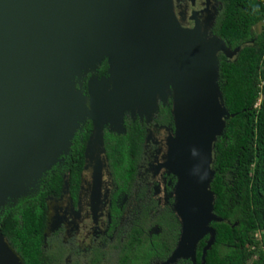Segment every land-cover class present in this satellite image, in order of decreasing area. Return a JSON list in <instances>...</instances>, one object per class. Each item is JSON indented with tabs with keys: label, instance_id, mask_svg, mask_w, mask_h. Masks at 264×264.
I'll use <instances>...</instances> for the list:
<instances>
[{
	"label": "water",
	"instance_id": "1",
	"mask_svg": "<svg viewBox=\"0 0 264 264\" xmlns=\"http://www.w3.org/2000/svg\"><path fill=\"white\" fill-rule=\"evenodd\" d=\"M173 1L0 0V195L35 176L28 196L68 153L86 119L93 125L87 159L95 145L102 146L104 124L122 131L125 112L152 116L168 94L175 131L165 165L177 177L173 212L180 234L163 264H195L197 244L207 236L200 263L205 264L215 240L210 224L221 221L213 213L212 151L230 117L218 54L231 58L239 48L231 50L211 33L214 16L204 24L193 12L192 27L182 26ZM88 46L103 55L98 66L106 61L108 77L97 78L95 71L79 80L70 73L72 50L82 55ZM88 75L91 115L84 117L75 96L84 93ZM0 264H21L1 233Z\"/></svg>",
	"mask_w": 264,
	"mask_h": 264
},
{
	"label": "trees",
	"instance_id": "2",
	"mask_svg": "<svg viewBox=\"0 0 264 264\" xmlns=\"http://www.w3.org/2000/svg\"><path fill=\"white\" fill-rule=\"evenodd\" d=\"M218 1L220 7L210 31L231 50L239 51L231 58L218 54L220 90L230 117L225 120L224 135L216 139L212 151L213 213L221 221L210 224L215 240L206 252L205 264H264V26L258 34L253 31L264 19V0ZM105 67L103 63L99 73ZM83 128L88 129V124ZM124 128L123 135L108 134L104 145L111 165L118 164L127 174L138 159L143 129L129 120H125ZM87 135L84 133L80 143L76 134L63 164L53 165L43 175V194L4 211L0 217V232L24 264H48L49 256L42 247L43 198L58 190L64 172L69 173L70 182H77ZM165 220L167 231L152 244L138 240L139 247L125 251L119 264H152L153 257L164 260L170 255L180 225L172 213L165 212ZM207 238L197 244L195 264L201 263ZM173 264L193 263L179 259Z\"/></svg>",
	"mask_w": 264,
	"mask_h": 264
},
{
	"label": "flooded vegetation",
	"instance_id": "3",
	"mask_svg": "<svg viewBox=\"0 0 264 264\" xmlns=\"http://www.w3.org/2000/svg\"><path fill=\"white\" fill-rule=\"evenodd\" d=\"M185 1L186 19L181 21L179 17H176L182 26L190 28L193 21L188 17L193 12L202 11L204 8L202 4L205 0ZM173 3L177 15L179 10L177 1L174 0ZM213 3L217 13L220 3L218 0H214ZM215 16L216 14L214 18ZM103 63L106 67L99 73V68ZM101 65L98 66L94 75L98 78L108 77L106 61L104 60ZM88 77L89 75L84 78L83 85ZM166 101L165 104L158 101L157 110L148 122L144 117L140 118L138 114L131 117L126 113L123 117L122 131L103 128L102 146H98L96 150L94 149L95 151L90 150L93 153L89 161L95 162V159L99 160L98 162L103 161L105 174L102 171L94 173L91 169V173L84 177L87 164L84 153L93 131V125L88 119L81 123V129H77L74 136L77 134L79 142L82 143L84 133L87 132L88 135L84 142L83 164L77 182H70L69 173L64 172L61 175L58 190L43 198L45 221L42 247L49 256L48 264H119L120 256L130 248L134 250L139 247V241L152 244L157 239L156 237H159L164 230H168L165 212L172 213L176 217L173 212L174 197L171 194L177 177L170 171L168 174L163 172L168 168L165 166L166 161L160 159V155L165 150V146L161 143L162 136L174 134L172 105L170 99ZM125 120L137 122L143 129L138 159L134 168L127 174L123 173L118 164L111 165L104 145V139L108 134L123 135L125 133ZM87 124L89 128L84 129L83 126ZM148 137L150 140L147 142ZM113 141L112 137L111 142ZM157 151L159 157L155 161L154 172H150L149 165L151 162L154 163ZM64 157L60 156V161L55 164H63ZM103 175H105L104 180ZM36 188L37 192L34 191ZM34 189L28 196L18 200L4 211L43 194L45 192L43 176ZM34 192L35 194L32 195ZM158 192H162V196ZM175 222H178L177 218ZM2 237L21 264H24L10 243L3 235ZM168 256L164 260L153 257L151 263L163 264Z\"/></svg>",
	"mask_w": 264,
	"mask_h": 264
},
{
	"label": "bare ground",
	"instance_id": "4",
	"mask_svg": "<svg viewBox=\"0 0 264 264\" xmlns=\"http://www.w3.org/2000/svg\"><path fill=\"white\" fill-rule=\"evenodd\" d=\"M71 55L68 69L72 76H77L79 80H82V77L88 73H94L99 65V61L103 57L101 53L96 52L94 49L90 48V46L87 47L82 55L78 49L72 50ZM155 91L159 94L161 99L164 97L163 91L160 88H156ZM75 97L78 109L81 110L82 115L84 117L86 115H91L90 99L87 94L80 92L77 93ZM83 119L84 118H82V120ZM172 173L176 174L174 171ZM36 182L37 180L34 176V178H27L25 181L13 185L3 195H0V208L9 202L8 198L13 200L12 203H15L23 197H26L27 192L30 190L29 188L34 186Z\"/></svg>",
	"mask_w": 264,
	"mask_h": 264
},
{
	"label": "rangeland",
	"instance_id": "5",
	"mask_svg": "<svg viewBox=\"0 0 264 264\" xmlns=\"http://www.w3.org/2000/svg\"><path fill=\"white\" fill-rule=\"evenodd\" d=\"M177 1V5H178V14L176 15L177 17H179L180 19H181V21H184L185 19H186V15H185V11H186V5H185V0H176ZM189 1H191V0H189ZM210 1V3L209 4H207V2H206V0L205 1H203V4H202V6L204 5V8L202 9V10H204L205 9V11H202L201 13H198V16H200V19H201V21L205 24L206 22H207V24H208V22H209V20H210V18L209 17H213L214 16V14H215V10H216V6H215V4L213 3V1L212 0H209ZM176 14V13H175ZM189 18V20H190V17H188ZM264 26V19L262 20V21H260L258 24H256L254 27H253V31H254V33H256V34H258L260 31H261V27H263ZM208 37H210L211 36V34L208 32L207 34H206ZM98 78V77H97ZM87 81H88V78L86 79V82H85V84H84V87H83V91H84V93L86 94V92H87ZM219 85H220V83H219ZM107 91L109 92V90L107 89L106 91H105V93L107 94ZM166 99L168 100V99H170V101H171V97L168 95V94H166ZM167 101H165V102H162L163 104H165ZM171 105H172V101H171ZM114 109V108H113ZM144 112V111H143ZM126 113H128L131 117H134V115H132L130 112H125L124 114H123V117H124V115L126 114ZM138 116L140 117V118H142V117H144L145 119H146V121L148 122V121H150V119H151V117L152 116H147V113H143L142 114V112L140 111L139 112V114H138ZM122 117V118H123ZM81 127H82V125L80 124L79 125V128L78 129H81ZM104 127H108L109 129H111V130H120V126H118V127H114V126H111L110 124H104L103 126H102V130H103V128ZM174 131H175V128H174ZM174 135V134H173ZM173 135H164V136H162V138H161V143H163V145L165 146V150H164V152L162 153V155H160V159H162V160H164V161H168V143H169V139L173 136ZM150 140V137H148V139H147V142ZM96 148H98V145H95V147H93L92 149H93V151H95L96 150ZM95 149V150H94ZM93 151L92 152H89L88 153V158L86 159L87 160V164H86V168H85V174H84V177L86 176V174L88 175L89 173H91V169L94 171V173H101V171L104 173L105 172V166H104V162L102 161V162H98L99 160H96L95 159V162H91V161H89V159H90V157H91V154L93 153ZM156 155H157V157L156 158H154V163L153 162H151L150 163V165H149V170H150V172H154V168H155V161H156V159L159 157V152L157 151L156 152ZM58 161H60V158H58ZM97 161V162H96ZM152 161V160H151ZM166 166V165H165ZM163 172H165L166 174H168V173H170L169 172V170H164ZM105 174V173H104ZM160 175H162V174H160ZM87 177V176H86ZM105 179V175H103V180ZM174 190H175V187L173 188ZM174 190H173V193L171 194L173 197H174V200H175V193H174ZM34 191L35 192H37V188L36 189H34ZM35 192L32 194V195H34L35 194ZM159 193V195H161L162 196V192H158ZM15 203H7L2 209H0V215L2 214V212L4 211V209H6V208H8V207H11V206H13ZM260 233V232H259ZM259 233H257V235H256V240H257V243L258 244H260L259 243ZM255 258L256 257H253L252 258V260H255ZM251 262V261H250Z\"/></svg>",
	"mask_w": 264,
	"mask_h": 264
}]
</instances>
